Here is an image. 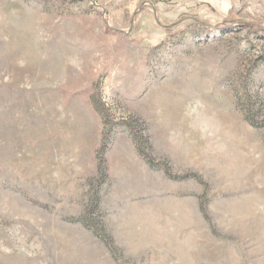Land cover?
Listing matches in <instances>:
<instances>
[{
  "label": "rangeland",
  "instance_id": "1",
  "mask_svg": "<svg viewBox=\"0 0 264 264\" xmlns=\"http://www.w3.org/2000/svg\"><path fill=\"white\" fill-rule=\"evenodd\" d=\"M0 264H264V0H0Z\"/></svg>",
  "mask_w": 264,
  "mask_h": 264
}]
</instances>
